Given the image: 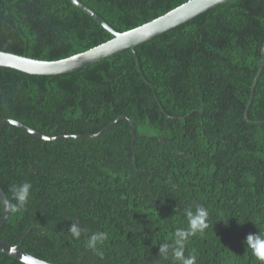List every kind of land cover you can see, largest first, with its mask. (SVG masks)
<instances>
[{"label":"trees","instance_id":"1","mask_svg":"<svg viewBox=\"0 0 264 264\" xmlns=\"http://www.w3.org/2000/svg\"><path fill=\"white\" fill-rule=\"evenodd\" d=\"M80 1L126 31L188 0ZM113 36L72 0H0V50L56 60ZM263 42L264 0H228L137 45L141 68L130 48L55 75L0 66V122L93 134L125 115L136 129L134 155L126 119L92 139L44 140L7 123L0 184L8 199L13 185L32 188L0 237L19 243L31 228L22 248L57 264H175V232L199 204L208 227L184 256L259 264L245 238L264 235V70L251 101ZM94 233L107 238L90 249ZM0 264L27 263L0 251Z\"/></svg>","mask_w":264,"mask_h":264},{"label":"water","instance_id":"2","mask_svg":"<svg viewBox=\"0 0 264 264\" xmlns=\"http://www.w3.org/2000/svg\"><path fill=\"white\" fill-rule=\"evenodd\" d=\"M72 1L77 6H79L87 13H89L91 16H93L107 30H109L114 35L113 38L83 52L56 60L38 59L9 51L0 50V66H8V67L16 68L31 74L55 75V74L67 73L78 70L80 68L87 67L91 64L101 61L102 59L108 56H111L122 50L130 48L133 50L134 54L136 55L138 66L139 68H141L140 60L136 52L137 45L159 34H162L167 30H170L178 25H181L191 20L192 18L196 17L197 15L209 10L210 8L218 6L219 4L224 3L228 0H188L182 3L181 5L175 7L174 9L168 11L167 13L149 22H146L142 25H139L137 27H134L126 31H119L115 29L95 10H93L90 6L86 5L82 1L80 0H72ZM263 70H264V42L262 45V63L252 86L251 101L253 100L254 97V89L257 80L260 77ZM250 105L251 104H248L246 108L245 117L248 121H253L249 117ZM122 119L128 120L131 125L132 146L134 148V155H135V140H136L135 125L132 122V120L125 115L120 116L118 119L112 121L107 126H105L102 130L93 134L75 133V134H62V135H48L17 119L7 118L0 122V134L3 127L7 123H11L44 140H57V139H65V138L92 139L103 134L108 128H110L117 121ZM4 195H7V193L0 184V196H4ZM9 215H10V211L5 212L3 208L2 215L0 216V225H3L7 221ZM29 230L25 233V235L23 236L22 240L19 243H12L0 237V251L27 264H57L48 261L46 259L40 258L22 248L21 243L25 239Z\"/></svg>","mask_w":264,"mask_h":264},{"label":"clouds","instance_id":"3","mask_svg":"<svg viewBox=\"0 0 264 264\" xmlns=\"http://www.w3.org/2000/svg\"><path fill=\"white\" fill-rule=\"evenodd\" d=\"M31 188V183L25 181L11 187V199H8L7 195L0 196V205L3 206L5 212H16L20 208H23L29 200ZM185 213L188 221L187 229H177L175 232L173 254L175 264L176 262H179V264H195V256H184V242L189 236H193L197 232H203L208 227L207 221L209 213L202 205H195V211L189 207L185 210ZM69 231L74 238H79L84 230L78 225L72 224ZM106 238V233H94L88 239L87 246L90 249H95L97 243L103 242ZM245 244L251 250L252 256L255 257L259 264H264V235L250 233L245 238ZM168 248V243H165L161 248V253H167Z\"/></svg>","mask_w":264,"mask_h":264},{"label":"bare ground","instance_id":"4","mask_svg":"<svg viewBox=\"0 0 264 264\" xmlns=\"http://www.w3.org/2000/svg\"><path fill=\"white\" fill-rule=\"evenodd\" d=\"M4 51V50H3Z\"/></svg>","mask_w":264,"mask_h":264}]
</instances>
